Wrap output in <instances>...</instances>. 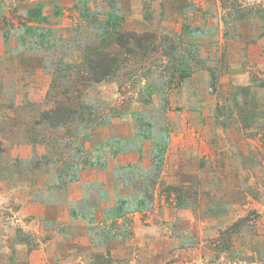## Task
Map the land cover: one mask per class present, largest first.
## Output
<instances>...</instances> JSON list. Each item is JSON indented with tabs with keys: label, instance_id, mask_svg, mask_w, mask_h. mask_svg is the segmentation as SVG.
<instances>
[{
	"label": "rangeland",
	"instance_id": "374dc122",
	"mask_svg": "<svg viewBox=\"0 0 264 264\" xmlns=\"http://www.w3.org/2000/svg\"><path fill=\"white\" fill-rule=\"evenodd\" d=\"M0 264H264V0H0Z\"/></svg>",
	"mask_w": 264,
	"mask_h": 264
},
{
	"label": "trees",
	"instance_id": "16d2710c",
	"mask_svg": "<svg viewBox=\"0 0 264 264\" xmlns=\"http://www.w3.org/2000/svg\"><path fill=\"white\" fill-rule=\"evenodd\" d=\"M113 1V0H112ZM113 6V5H112ZM36 13V12H34ZM37 17H39V14H36ZM116 20H120L118 19V17L116 18ZM124 35V34H123ZM154 36L151 34H143L140 36H137V42L139 45L140 49H144V53L146 52V44H149L151 41L154 40ZM109 54L107 53V51H103L100 50L98 52H96L95 54L93 53V56L90 57L89 59V63H90V69H89V79H91L94 82H100L102 80H104L106 77L110 76L113 72V69H110V65L107 63H113L117 61V58L113 60H109L106 61L107 56ZM181 59L180 62L183 63L185 61V59H183L182 54L180 55ZM180 76L179 79L185 80L187 78H189L191 76V71H185V70H178L176 72L173 73V77L174 76ZM88 80V79H87ZM65 95V94H63ZM79 113H81L80 111H78L76 108L74 107H65L64 105H60L58 106L56 109L44 113L42 115V121L47 122L48 124H50L52 127H57L60 125H65L68 122H71L76 115H78ZM85 149V147H81V150ZM79 152V150H78ZM84 152V151H83ZM76 180V179H75ZM129 201L124 199L123 201H117V204L115 207H113V211L115 212V218H123L125 216V213L123 212V208L126 207L127 205H129ZM146 203L143 202H139V205H145Z\"/></svg>",
	"mask_w": 264,
	"mask_h": 264
},
{
	"label": "crops",
	"instance_id": "0c3cea01",
	"mask_svg": "<svg viewBox=\"0 0 264 264\" xmlns=\"http://www.w3.org/2000/svg\"><path fill=\"white\" fill-rule=\"evenodd\" d=\"M130 157H132V156L131 155H126V154L116 156V158H118L120 163L123 164V165H129L128 162H130Z\"/></svg>",
	"mask_w": 264,
	"mask_h": 264
}]
</instances>
